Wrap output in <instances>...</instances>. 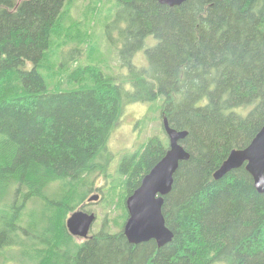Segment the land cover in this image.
<instances>
[{
  "label": "trees",
  "instance_id": "obj_1",
  "mask_svg": "<svg viewBox=\"0 0 264 264\" xmlns=\"http://www.w3.org/2000/svg\"><path fill=\"white\" fill-rule=\"evenodd\" d=\"M68 2L0 0V264H264V194L245 167L214 179L264 127V0H93L85 17L98 8L103 34L85 21L79 47L58 49ZM100 41L118 51L121 82L98 65ZM158 101L190 154L165 197L163 248L131 244L124 226L169 145L153 138L113 169L107 148L126 106ZM99 191L98 232L71 235L68 219Z\"/></svg>",
  "mask_w": 264,
  "mask_h": 264
},
{
  "label": "water",
  "instance_id": "obj_2",
  "mask_svg": "<svg viewBox=\"0 0 264 264\" xmlns=\"http://www.w3.org/2000/svg\"><path fill=\"white\" fill-rule=\"evenodd\" d=\"M160 4L176 7L187 0H157ZM164 128L170 141V147L165 157L146 175L141 186L129 196L126 201L128 220L124 233L133 245H140L155 241L159 248H163L173 241L174 234L166 226L163 214L165 197L173 190L174 175L180 163L190 160V154L181 145L187 132H177L169 127L168 120H164ZM245 166L252 176L257 191L264 194V127L245 150L233 151L229 158L214 174V179L222 180L233 171ZM100 200L99 195L88 199L89 203ZM96 221L94 214L83 211L74 213L67 221L71 235L88 238Z\"/></svg>",
  "mask_w": 264,
  "mask_h": 264
},
{
  "label": "rangeland",
  "instance_id": "obj_3",
  "mask_svg": "<svg viewBox=\"0 0 264 264\" xmlns=\"http://www.w3.org/2000/svg\"><path fill=\"white\" fill-rule=\"evenodd\" d=\"M92 2L93 0H69L67 4L68 7L70 8V16H67V11H66L65 16L64 17L62 16L61 21L58 23L57 30L60 32V39H56L54 43L56 48L58 49L66 48L68 47V45L79 47L80 41L78 40V36L77 37L75 36V33L81 31V24L84 23L85 21L90 22L91 27L92 26L95 27L99 33L103 34V28L99 24L100 20L103 19V16L99 15L98 8L88 20L85 17V15L87 14V9L91 7ZM104 6L105 5L100 4L98 7H101L103 8V10H105ZM91 34H93V31L91 32ZM89 42L93 43L91 40H89ZM99 46H102L103 50L99 52L102 53V55L98 56L97 59L98 65L105 63V65L102 66L103 71L106 74L113 77L119 76L117 81L121 82L123 76L127 74L128 71L125 68H119L121 64V60L118 55V51L109 48L108 45L105 46L104 41H100ZM89 50L90 49L88 47L85 50L87 57L86 60L83 62V64H86L89 61ZM85 51L83 52V55H81L82 58L85 57ZM61 54L62 52L60 50L58 52V55L56 57L54 56V58H56L57 61L49 60L45 63V66L57 67L58 60L61 57ZM76 64L78 65V61ZM146 64H147V59L145 58V53L141 51L135 56L134 65L141 68L144 67ZM63 68L64 67H62L59 71L60 79L62 76L66 74L64 73V71H61ZM44 72L45 71H43V73ZM74 87H79V86L75 85ZM160 107H161V101H158L154 104H134V105L126 106L124 108L122 117L116 129L114 130L107 147L108 151H110V153L114 157L113 162L110 166L112 169L116 167L117 162L121 160L125 155L134 154L133 152L138 150L141 146L146 145L153 138H158L164 146L169 145V139L163 128V123L161 120ZM106 184L107 183L104 179H99L96 182L95 189L97 188L100 189ZM99 192L100 193L94 192L92 196L96 194H100L103 196L102 191ZM83 211L87 213L93 212L98 217L92 229L93 232L91 236H93L98 232V229L100 227L99 222L102 221L101 219L104 216L102 203L97 202L90 204L86 206V208L83 209ZM114 216H116L115 213ZM113 228L115 229L114 226Z\"/></svg>",
  "mask_w": 264,
  "mask_h": 264
}]
</instances>
